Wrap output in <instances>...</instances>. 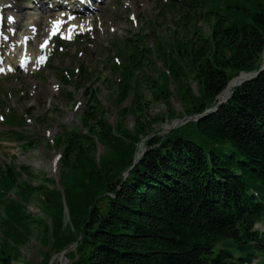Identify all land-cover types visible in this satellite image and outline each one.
<instances>
[{"label":"trees","instance_id":"1","mask_svg":"<svg viewBox=\"0 0 264 264\" xmlns=\"http://www.w3.org/2000/svg\"><path fill=\"white\" fill-rule=\"evenodd\" d=\"M163 4L180 13L178 29L169 36L151 31L150 45L146 33L136 31L109 48L121 58L115 62L109 56L116 123L108 121L97 93H87L84 131L73 127L53 138L52 146L62 153L63 193L52 176L31 165L0 164V264H29L23 247L30 238L44 241L42 215L50 218L54 232L63 226V201L73 225L67 238L77 241L66 254L69 264L264 259V229L256 226L264 223V70L214 111L146 138L134 162L138 142L151 134L159 117L150 116L149 102L165 103L173 118L175 96L181 118L201 114L215 105L232 77L261 66L264 0ZM127 115L134 118L133 133L125 126ZM16 134L21 145L36 141ZM96 139L111 147L98 160ZM31 204L41 214L31 213ZM43 259L47 264L48 255Z\"/></svg>","mask_w":264,"mask_h":264},{"label":"rangeland","instance_id":"2","mask_svg":"<svg viewBox=\"0 0 264 264\" xmlns=\"http://www.w3.org/2000/svg\"><path fill=\"white\" fill-rule=\"evenodd\" d=\"M13 1L22 9L18 15L20 21L16 26L21 33L27 29L26 20L22 19L24 13L31 12L30 14H33L38 25L28 45L30 51L33 52L36 44H39V37H42L46 31V25L48 27V20L57 12H53L49 7L39 12L35 7L28 8L27 4L30 2L27 0ZM34 4L37 5V2ZM52 6L62 7L58 2ZM167 8L159 0H103L96 9L86 10L88 13L80 15L79 19L86 17L92 20V24L85 25L84 29L79 28L82 29L81 33L77 34L73 40L62 41L59 44V38L53 39L47 63L40 70L30 68L26 72L18 69L2 75L0 77V117L2 116L3 120L0 121V164L14 162L16 165H31L40 174L45 173L53 178L55 168L60 178L62 166L59 152L61 150L54 148L52 141L54 137L64 134L73 127L84 131L81 116L88 111L90 101L87 95L96 92V96L108 115V121L114 125L118 120V108L114 107L115 74L109 67V56H112L114 50L109 52V48L116 44L117 39L121 40L124 36H131L136 31L146 33L145 41L149 45L153 43L151 33L153 30L158 35L169 36L172 30L178 29L176 21L180 18V13L175 10L168 12ZM74 16L77 17V15ZM89 26H92V29H88ZM17 39H19L18 36ZM113 55L110 58L115 62L121 60V58H116L115 54ZM32 60L34 61L35 58ZM21 64L18 62L15 66L22 68L23 64ZM85 69L90 72L89 76L84 77L82 70ZM65 78L68 83L63 81ZM193 89L196 91L194 83ZM144 93L148 100L149 93L145 91ZM127 103L125 101L121 105ZM172 108L177 114L169 118L165 103L149 102L150 116L158 115L159 117L157 122L152 124L154 130L150 131L151 134L143 136L140 140L142 147L145 148L146 138L154 133L164 134L168 131L167 126L181 118V105L177 99L172 100ZM179 122L177 121L176 124ZM124 123L129 132L133 133L135 129L133 116L127 115ZM16 131H19L20 137L30 136L36 139L34 145H21L23 140L17 138ZM114 142L111 140L109 144ZM95 145L94 155L97 160L104 155L106 150L111 149L110 146L102 144L97 139ZM139 150L138 145L136 151ZM9 193L12 195L14 192L11 190ZM28 207L31 213L41 214L34 205L31 204ZM42 216L46 224L45 239L41 241L30 238L23 247L25 258L28 259L29 264H44L45 259L43 258L48 255L47 264H61V252L71 248L65 252L69 264L70 259L66 254L75 250L77 241L67 238V232L69 228H73V225L64 201L63 226L57 227L55 232L50 218L46 215ZM256 226L264 229V223H257ZM261 263H264V259L256 260L251 264Z\"/></svg>","mask_w":264,"mask_h":264},{"label":"bare ground","instance_id":"3","mask_svg":"<svg viewBox=\"0 0 264 264\" xmlns=\"http://www.w3.org/2000/svg\"><path fill=\"white\" fill-rule=\"evenodd\" d=\"M0 3L5 4V10L9 12V15H14V17L17 20V22H15L16 23L15 27H16L18 25V21H20V18H18V15L21 13L22 9L20 8V6H16L14 4V1L12 2V0H0ZM51 5H55L53 1H51ZM30 13L31 12L24 13V15L22 16V19L26 20L27 31H25L24 33H18V34L14 33L9 40V44L11 42H14V46L12 47L13 49L12 56L10 58H7L4 63V65L8 68L15 67V65L18 64V62L19 64L21 63L23 64V65L21 64L23 70H26L27 67L31 64L33 65L36 64L34 63V61H32V59L38 56V52L40 51L41 47L38 44L34 52H31L28 47L30 43V37H32L35 31L38 29V25L33 17V14H30ZM52 19H57V13H55L54 16L51 17L50 20H48V26L51 24ZM89 23L90 22L85 19L79 21V19L76 16H74L73 22L70 24L69 30H71V27L73 24H77V29H79V28H83L85 25ZM10 24L12 25L13 23H10ZM77 29L71 30V34H74L77 31ZM25 34L29 35L27 46H23V43L21 41L22 36ZM17 36L19 39H17ZM46 50H48V48L44 49V51ZM15 56H16V59H15Z\"/></svg>","mask_w":264,"mask_h":264},{"label":"water","instance_id":"4","mask_svg":"<svg viewBox=\"0 0 264 264\" xmlns=\"http://www.w3.org/2000/svg\"><path fill=\"white\" fill-rule=\"evenodd\" d=\"M262 63L261 66L257 69V70H253V71H240L237 75H235L234 77H232L227 85L225 86V88L216 96V103L215 105H213L212 107H209L207 109H205L201 114H195V115H187L184 116L182 118L176 119L173 123H171L169 126H167V129H171L173 127H176L179 124H182L183 122L187 121V120H198L199 118H201L202 116L214 111L215 109H217L223 102L227 101L230 94L233 92V90L241 85L242 83H244L247 80H250L254 77H256L257 75H259L263 70H264V50L262 52ZM171 86L173 85L172 83L170 84ZM173 99H176V97L174 96ZM177 121H180L178 124ZM140 150L135 152L134 155V162H136L138 160V158L142 155V153L144 152L145 148L142 147V141H140L138 143ZM59 156H61V151L59 152ZM58 155V154H57ZM54 172V180L56 182L57 187L61 190V192L63 193V187L61 185V179L58 177V173L55 170V168L53 169ZM76 245V243L74 244V246ZM73 246V247H74ZM71 248L65 249L61 252L60 254V261L61 264H68L67 258L65 257V252L70 250Z\"/></svg>","mask_w":264,"mask_h":264}]
</instances>
